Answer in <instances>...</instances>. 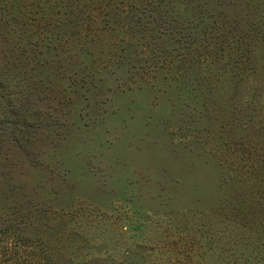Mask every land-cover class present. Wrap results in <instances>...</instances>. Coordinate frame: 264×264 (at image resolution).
I'll return each mask as SVG.
<instances>
[{"label": "rangeland", "instance_id": "374dc122", "mask_svg": "<svg viewBox=\"0 0 264 264\" xmlns=\"http://www.w3.org/2000/svg\"><path fill=\"white\" fill-rule=\"evenodd\" d=\"M159 2L0 0V227L53 264H264V0Z\"/></svg>", "mask_w": 264, "mask_h": 264}, {"label": "trees", "instance_id": "16d2710c", "mask_svg": "<svg viewBox=\"0 0 264 264\" xmlns=\"http://www.w3.org/2000/svg\"><path fill=\"white\" fill-rule=\"evenodd\" d=\"M164 1L165 0H160L159 3H163ZM240 6L239 3L233 4L231 18L234 19V27L228 29L225 33L224 30L221 32L220 29H218V23L215 21L210 23L209 21L200 23L201 25H198L199 27H196L197 29L194 31L195 35L191 36V43H187V46L184 45L181 52L179 51L180 49L178 50L179 52L176 55L177 58L183 57V62L188 64L189 67L202 64L200 57L203 54L206 55L212 53L216 61L219 62H221V60H226L232 51L230 35L238 33L240 28L242 26L244 27L246 24V21L244 20L246 17L244 9ZM70 15H74V12H71ZM77 19L79 20L78 17ZM208 30H210V33H215V37L210 39L209 33H207ZM44 32L45 37L42 36ZM49 32V29H41L39 30V33H32L39 35L36 39V43H31L32 46L28 47V41L27 45L24 47V55L26 54L28 59L33 60L34 63L36 62L35 64L39 65L42 69L49 66V60L54 56L53 54H55L56 51V47H53V44L55 41L60 40L59 32L58 35L54 32L49 34ZM27 49L29 52L25 53ZM186 51H189V53H186ZM160 56L161 55L158 57ZM45 71L46 70H44L43 73H45ZM46 78L47 74L42 79L46 80ZM2 173L4 176L7 173L6 169H3ZM20 222L22 224L24 223L22 221ZM2 224L3 223H1V226H3ZM0 264H53V262L45 245L35 243L26 235L25 228L18 223L15 227H12V225H5L3 228L0 227Z\"/></svg>", "mask_w": 264, "mask_h": 264}]
</instances>
